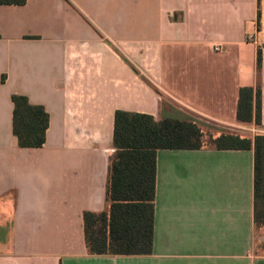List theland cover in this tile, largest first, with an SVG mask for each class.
<instances>
[{"label": "crops", "instance_id": "0c3cea01", "mask_svg": "<svg viewBox=\"0 0 264 264\" xmlns=\"http://www.w3.org/2000/svg\"><path fill=\"white\" fill-rule=\"evenodd\" d=\"M258 84L262 126L240 124V88ZM14 94L46 108L42 148L18 146ZM118 110L264 135V0L0 5V264H264L253 150H159L152 253H88Z\"/></svg>", "mask_w": 264, "mask_h": 264}, {"label": "trees", "instance_id": "16d2710c", "mask_svg": "<svg viewBox=\"0 0 264 264\" xmlns=\"http://www.w3.org/2000/svg\"><path fill=\"white\" fill-rule=\"evenodd\" d=\"M26 0H0V5H23ZM262 67L258 48L257 73ZM5 81V78H2ZM13 135L23 149L46 143L50 116L25 95L12 96ZM240 124L262 126L261 86L240 88L237 106ZM114 154L106 186V209L83 214L87 251L96 256H146L152 253L155 227L156 157L159 150L254 151V226L264 235V135L248 137L195 116L185 119L118 110L115 113Z\"/></svg>", "mask_w": 264, "mask_h": 264}, {"label": "built area", "instance_id": "2783aa9c", "mask_svg": "<svg viewBox=\"0 0 264 264\" xmlns=\"http://www.w3.org/2000/svg\"><path fill=\"white\" fill-rule=\"evenodd\" d=\"M246 38H247L248 41L253 40V36H252V35H247ZM214 50H215L216 52H219V51L221 50V47L216 46V47H214Z\"/></svg>", "mask_w": 264, "mask_h": 264}, {"label": "rangeland", "instance_id": "374dc122", "mask_svg": "<svg viewBox=\"0 0 264 264\" xmlns=\"http://www.w3.org/2000/svg\"><path fill=\"white\" fill-rule=\"evenodd\" d=\"M240 132H241V131H240ZM2 240H3L4 242H7V238H3Z\"/></svg>", "mask_w": 264, "mask_h": 264}]
</instances>
